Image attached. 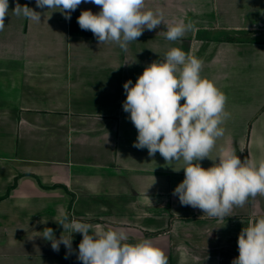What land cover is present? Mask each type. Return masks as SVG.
<instances>
[{"label":"crops","instance_id":"1","mask_svg":"<svg viewBox=\"0 0 264 264\" xmlns=\"http://www.w3.org/2000/svg\"><path fill=\"white\" fill-rule=\"evenodd\" d=\"M17 2L41 12V22L14 15ZM148 8L161 9L164 24L124 52L99 45L91 31L70 33L56 9L9 0L0 32V264H82L42 238L50 227L58 239L65 215L93 231L124 228L130 243L151 239L168 264H232L242 228L264 216L259 195L223 220L182 206L173 191L183 160L133 147L138 133L122 106L123 84L180 48L203 61L201 75L227 96L224 135L201 166L233 151L242 162L264 158V0H145ZM83 10L100 8L75 11ZM181 18L196 31L167 40V26ZM81 240L73 233L76 252Z\"/></svg>","mask_w":264,"mask_h":264},{"label":"clouds","instance_id":"2","mask_svg":"<svg viewBox=\"0 0 264 264\" xmlns=\"http://www.w3.org/2000/svg\"><path fill=\"white\" fill-rule=\"evenodd\" d=\"M35 3L39 9H56L68 21L82 3L99 6L97 13L81 11L77 18L79 27L91 31L99 45L115 42L124 52L144 30L153 31L164 24L163 11L144 10L145 0H35ZM11 12L41 22L42 13L27 4L17 2ZM8 13L9 0H0V32L5 28ZM188 30L196 28L181 18L167 26L165 37L176 41ZM202 68L201 59L173 47L163 59L147 65L135 84L131 79L123 84L126 99L122 106L138 133L133 147L147 149L149 157L159 153L166 163L183 160L184 167L180 169L184 170V179L173 191L180 204L198 208L208 218L223 220L234 207L242 208L250 198L264 196V158L259 161L246 158L242 162L233 151L219 157L218 163L212 159L213 166L207 169L201 166L200 161L209 158L217 139L224 135L221 125L230 115L225 109L227 96L212 80L201 75ZM56 223L63 227L60 237L57 239L53 229L46 227L42 238L51 241L55 252L64 245L65 259L75 252L82 264H168L165 252L151 239L130 243L124 228L93 231L89 223L68 215ZM73 233L82 234L78 252L72 247ZM237 244L239 255L232 264H264V216L249 218Z\"/></svg>","mask_w":264,"mask_h":264},{"label":"trees","instance_id":"3","mask_svg":"<svg viewBox=\"0 0 264 264\" xmlns=\"http://www.w3.org/2000/svg\"><path fill=\"white\" fill-rule=\"evenodd\" d=\"M81 14V13H80ZM78 11H74L71 13V20L69 21V31L70 33H75V34H84V35H89V32H86L85 30H82L78 23H77V16L80 15Z\"/></svg>","mask_w":264,"mask_h":264},{"label":"rangeland","instance_id":"4","mask_svg":"<svg viewBox=\"0 0 264 264\" xmlns=\"http://www.w3.org/2000/svg\"><path fill=\"white\" fill-rule=\"evenodd\" d=\"M148 9H150V8H148ZM148 9H147V10H148ZM151 10H152V9H151Z\"/></svg>","mask_w":264,"mask_h":264}]
</instances>
